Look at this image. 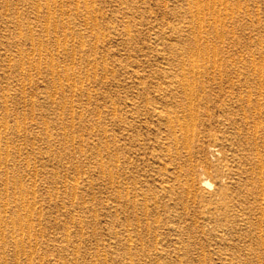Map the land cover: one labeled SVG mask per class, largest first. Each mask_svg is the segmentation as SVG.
<instances>
[{
	"label": "rangeland",
	"instance_id": "obj_1",
	"mask_svg": "<svg viewBox=\"0 0 264 264\" xmlns=\"http://www.w3.org/2000/svg\"><path fill=\"white\" fill-rule=\"evenodd\" d=\"M263 151L264 0H0V264H264Z\"/></svg>",
	"mask_w": 264,
	"mask_h": 264
},
{
	"label": "bare ground",
	"instance_id": "obj_2",
	"mask_svg": "<svg viewBox=\"0 0 264 264\" xmlns=\"http://www.w3.org/2000/svg\"><path fill=\"white\" fill-rule=\"evenodd\" d=\"M194 3V2H193ZM195 7H196V4H195ZM199 10V9H198ZM190 11V10H189ZM202 16V15H201ZM199 19V18H198ZM200 20V19H199ZM192 65V64H191ZM193 68V67H192ZM194 69V68H193ZM184 73H185V71H184ZM179 85H180V87H181V92L183 93L182 95H184L186 98L184 99V100H191L193 97V95L191 96V94H193V89H194V87H192V84H190L189 82H188V80H184V81H181V83H179ZM164 90V89H163ZM179 94V93H178ZM181 94V93H180ZM182 95L180 96V97H182ZM176 97H179L178 95L176 96ZM179 97V98H180ZM176 99V98H175ZM178 99V98H177ZM182 99H183V97H182ZM195 99V98H194ZM173 100H174V98H173ZM183 100V101H184ZM179 101H181L180 99H179ZM193 101V100H192ZM174 102H175V100H174ZM166 103V102H165ZM176 103V102H175ZM175 103H174V105H175ZM178 103V102H177ZM170 104V103H169ZM185 107L184 108H182V110H183V112H187V114H189V116H191L192 118H196V117H193V115H195L194 114V112H193V109H194V106L196 105V103L195 104H193L191 101L187 104L186 102H185ZM165 105V104H164ZM163 105V106H164ZM182 106L184 105V103L182 102V104H181ZM162 106V107H163ZM166 106H168L167 104H166ZM165 106V107H166ZM175 106H178V104L177 105H175ZM180 106V105H179ZM179 106H178V108H179ZM155 107V106H154ZM158 107V106H157ZM157 107H156V109H157ZM164 107V108H165ZM161 108V107H160ZM159 108V109H160ZM170 108V107H169ZM195 108H196V106H195ZM158 109V110H159ZM163 109V108H162ZM173 110V109H172ZM181 110V111H182ZM196 110V109H195ZM161 111V110H160ZM163 111V110H162ZM178 112V111H177ZM115 113H116V111H115ZM165 113V112H164ZM182 113V112H181ZM196 114H197V110H196V112H195ZM172 114V113H171ZM177 113H175V115H173V116H170L169 114L167 115V116H165V119H164V121L163 122H166V128L168 127L169 128V134H171L170 135V137H171V139L175 142V143H173V144H176V142H177V137H176V135H175V129L176 128H178V130L177 131H182V135H183V143L184 142H186L187 143V141L189 140V137H190V132H191V129L189 128V127H191V124L189 125V123L186 125L185 123V125H183V123L179 120V117L176 115ZM116 115H117V113H116ZM183 115H184V113L182 114V117H183ZM187 116V115H186ZM189 117H187V119H188ZM187 119H185V121L187 120ZM192 120V119H191ZM197 120V119H196ZM162 122V121H161ZM190 123L192 122V121H189ZM199 122V121H198ZM187 123V122H186ZM246 123V122H245ZM162 124V123H161ZM189 125V126H188ZM192 125H193V123H192ZM177 126V127H176ZM194 126H192L191 128H193ZM254 127V126H253ZM165 128V127H164ZM171 130H172V132H171ZM193 130H194V128H193ZM248 130V129H247ZM165 132V131H164ZM197 132V131H196ZM254 134V133H253ZM256 134V133H255ZM178 135V134H177ZM192 136V135H191ZM182 138V137H181ZM191 139V138H190ZM164 140H167L166 138H164ZM169 141H170V139H169ZM253 141V140H252ZM181 143V142H180ZM179 143V144H180ZM185 143V144H186ZM172 144V145H173ZM187 145H188V143H187ZM177 145H175V147H176ZM173 146H170V148H172ZM182 147V146H181ZM188 147V146H187ZM167 149H168V146L166 147ZM182 148H184V147H182ZM185 148H186V145H185ZM184 148V149H185ZM189 150V149H188ZM188 150H187V152H188ZM177 151V150H176ZM168 152H169V150H168ZM167 152V153H168ZM174 152H175V150H174ZM181 152V151H180ZM264 152V151H263ZM175 153H179V152H175ZM189 154V153H188ZM169 155V154H168ZM257 156V155H256ZM262 157V156H261ZM176 160V159H175ZM115 162H118V158H117V154L115 153L114 154V163ZM177 163V162H176ZM191 163V162H190ZM259 161H257V165H259ZM181 164V163H180ZM191 165V164H190ZM114 166H115V168H116V165L114 164ZM182 167V166H181ZM185 167H186V165H185ZM258 167V166H257ZM178 168V167H177ZM189 167H187V169H188ZM180 169V168H179ZM217 168H215V170H216ZM188 170H190V169H188ZM261 170H262V168H261ZM187 171V170H186ZM260 172V171H259ZM258 172V173H259ZM188 173V172H187ZM116 174H117V172H116ZM115 176H117V175H115ZM117 178V177H116ZM118 182V181H117ZM117 182H115V184H114V187L115 188H118V183ZM202 182V183H201ZM200 183L201 184H203V186H210V183H209V181L206 179V178H203L202 179V181H201ZM260 183V182H259ZM117 190V189H116ZM118 191V190H117ZM263 193V192H262ZM1 236V235H0ZM18 249V248H17ZM23 249V248H22Z\"/></svg>",
	"mask_w": 264,
	"mask_h": 264
}]
</instances>
